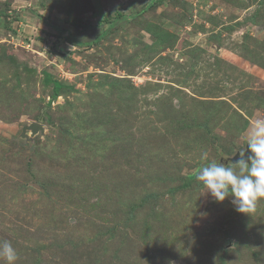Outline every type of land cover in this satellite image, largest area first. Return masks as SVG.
Instances as JSON below:
<instances>
[{"label": "rangeland", "instance_id": "obj_1", "mask_svg": "<svg viewBox=\"0 0 264 264\" xmlns=\"http://www.w3.org/2000/svg\"><path fill=\"white\" fill-rule=\"evenodd\" d=\"M149 1L0 0V241L16 264H264V199L240 213L195 178L264 118V0Z\"/></svg>", "mask_w": 264, "mask_h": 264}, {"label": "clouds", "instance_id": "obj_2", "mask_svg": "<svg viewBox=\"0 0 264 264\" xmlns=\"http://www.w3.org/2000/svg\"><path fill=\"white\" fill-rule=\"evenodd\" d=\"M233 155L235 159L229 166L219 158L208 161L195 178L215 202L231 197L236 211L250 214L255 212L258 201L264 199V118L250 123L242 150ZM201 158L207 161V153ZM0 258L6 264H16L18 253L10 241H0Z\"/></svg>", "mask_w": 264, "mask_h": 264}, {"label": "trees", "instance_id": "obj_3", "mask_svg": "<svg viewBox=\"0 0 264 264\" xmlns=\"http://www.w3.org/2000/svg\"><path fill=\"white\" fill-rule=\"evenodd\" d=\"M160 0H150L149 3L145 6L144 10L147 9V7H151L154 5V3L159 2ZM2 13V12H0ZM1 15V14H0ZM97 15H102L101 14H97ZM125 18L124 14L122 15H117L113 18H110L109 16H103L102 21H105L106 23H108V27H112L113 25H115V23L117 22V19H119V21L121 19ZM75 25H80L81 27L83 26L82 24L78 23H74ZM107 30L103 29L101 31V33L98 35L97 39H95V41L99 40L100 38L104 37L107 34ZM68 40V42H72L73 44H78L81 45L83 44L82 41L77 40V38L73 35V34H69L68 38H66ZM29 71L33 72V69L28 68ZM43 76H44V81L46 84H52V94H51V99H55L57 98V96L59 95V91L62 89L63 87V83L60 82L59 80H56L54 78H52L51 74L47 71H43ZM49 103V102H48Z\"/></svg>", "mask_w": 264, "mask_h": 264}, {"label": "water", "instance_id": "obj_4", "mask_svg": "<svg viewBox=\"0 0 264 264\" xmlns=\"http://www.w3.org/2000/svg\"><path fill=\"white\" fill-rule=\"evenodd\" d=\"M42 129V126L36 123H31L29 125H25L22 130V136H27L28 135V130L32 132V134L36 133L38 130ZM235 159V156L231 157L230 160L232 161Z\"/></svg>", "mask_w": 264, "mask_h": 264}]
</instances>
